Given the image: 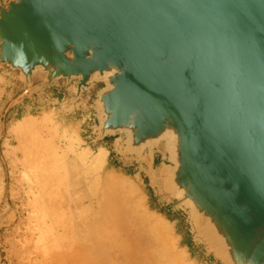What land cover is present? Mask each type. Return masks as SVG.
<instances>
[{"label": "water", "instance_id": "1", "mask_svg": "<svg viewBox=\"0 0 264 264\" xmlns=\"http://www.w3.org/2000/svg\"><path fill=\"white\" fill-rule=\"evenodd\" d=\"M3 66L25 84L5 114L58 81L76 98L100 84V139L127 131L142 154L170 132L175 206L231 264H264V0H8Z\"/></svg>", "mask_w": 264, "mask_h": 264}, {"label": "rangeland", "instance_id": "2", "mask_svg": "<svg viewBox=\"0 0 264 264\" xmlns=\"http://www.w3.org/2000/svg\"><path fill=\"white\" fill-rule=\"evenodd\" d=\"M7 1L0 0V4ZM42 81L43 75L34 77V84ZM101 88L102 85L95 84L76 98L74 83L58 81L52 88L29 94L5 114L7 106L23 92L25 84L18 72L7 66L0 67V264H90V259H98L92 245L97 227L88 220L96 211H117L125 206L127 196L134 199L141 217L148 218L144 226L153 227L165 242L166 256L162 261L170 257L172 264H190L178 245L175 227L164 221L154 208L157 201L177 208L178 199L168 196L167 178L151 185L146 176L148 172L168 171L173 167L172 162L159 153L144 152L140 159L131 154L126 156V139L121 134L99 138L97 129L101 117L96 101ZM27 117L40 121L38 124L45 127L39 133L42 136L32 137L30 147L36 146L47 163L45 176L49 196L46 203L32 211L27 206L24 187L15 168L21 153L15 152L17 144L7 134L11 124ZM99 148L108 152L105 163L87 162L86 158L94 156ZM177 209L191 230L188 209L184 205ZM120 216L127 219L124 211ZM157 226L162 230L158 231ZM192 235L209 250L206 243L193 232Z\"/></svg>", "mask_w": 264, "mask_h": 264}, {"label": "bare ground", "instance_id": "3", "mask_svg": "<svg viewBox=\"0 0 264 264\" xmlns=\"http://www.w3.org/2000/svg\"><path fill=\"white\" fill-rule=\"evenodd\" d=\"M39 122L40 121L38 120L27 117L16 124H11L7 130L8 136H10V138H12L17 144L15 152L21 153V157L17 160L15 168L20 175V180L24 187V194L27 197V206L31 211L41 204L46 203V200L49 198L46 188L48 179L47 176H45L47 163L44 162L43 156L40 154L36 146H33V148L30 147L32 137L45 129L44 126L38 124ZM122 135L129 143L130 134L127 131H124L122 132ZM28 143L29 145L26 146ZM175 144V137L170 132H167L159 140L146 143L143 146V150L148 154L159 153L162 157H168L175 161ZM126 154L135 155V159L141 158V154L138 150L128 149L126 150ZM107 155V150L99 148L94 156H89L86 160L93 165H102L105 163ZM146 176L148 177L150 184L154 185L156 182H161L162 178L166 179L167 173L158 170L153 173L148 172L146 173ZM80 198L78 200H80ZM51 200H53V198H51L50 201ZM93 203L95 204V202ZM124 204L125 206L119 208L117 211L112 209H106L102 212L96 211L94 212L92 219H87L89 222L95 223L94 225L97 227H95L96 230L94 228L95 233H93L92 245L98 253V259L95 261L90 259V264H172L173 262L172 259L170 261V257H168L169 259L165 258V261H162V257L166 256L165 242L159 238L153 227L146 228L144 226V222L145 220L148 221V218H145V216L141 217V214H139L140 212H137L134 199L127 196ZM186 206L188 209V222L190 223L192 232L201 242L209 245L211 250H213L211 252H213L223 264H231L219 242L214 240L207 221L197 215L191 203L188 202ZM121 211L126 212L128 220L120 216ZM78 218L79 217H77V219ZM82 219L84 218L82 217ZM162 226L165 228L163 224ZM157 230L161 231L162 228L157 226Z\"/></svg>", "mask_w": 264, "mask_h": 264}, {"label": "crops", "instance_id": "4", "mask_svg": "<svg viewBox=\"0 0 264 264\" xmlns=\"http://www.w3.org/2000/svg\"><path fill=\"white\" fill-rule=\"evenodd\" d=\"M154 208L167 223L175 227L178 245L190 264H222L208 249L194 239L186 219L179 209L159 201Z\"/></svg>", "mask_w": 264, "mask_h": 264}]
</instances>
